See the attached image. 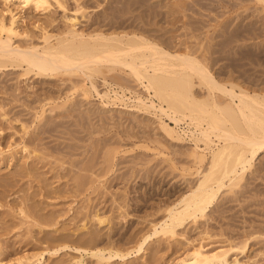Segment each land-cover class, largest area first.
Masks as SVG:
<instances>
[{
	"label": "rangeland",
	"instance_id": "rangeland-1",
	"mask_svg": "<svg viewBox=\"0 0 264 264\" xmlns=\"http://www.w3.org/2000/svg\"><path fill=\"white\" fill-rule=\"evenodd\" d=\"M12 13L22 45L41 44L44 30L59 34L77 17L87 33L136 32L168 49H191L219 80L264 92L257 0H59L43 11L0 0V19ZM74 78L0 68V260L41 253L43 264H175L196 248L243 246L231 260L264 264V152L241 186L224 189L174 236H153L142 253L102 263L85 254L134 250L195 187L197 166L188 139L171 140L151 115L85 98Z\"/></svg>",
	"mask_w": 264,
	"mask_h": 264
},
{
	"label": "bare ground",
	"instance_id": "bare-ground-1",
	"mask_svg": "<svg viewBox=\"0 0 264 264\" xmlns=\"http://www.w3.org/2000/svg\"><path fill=\"white\" fill-rule=\"evenodd\" d=\"M17 1L22 7L41 11L59 2ZM17 17L12 13L9 19H0V68L19 66L24 75L76 77L73 87L85 98L97 95L103 107L151 115L168 138L191 143L190 156L197 166L195 187L168 208L165 220L151 234L139 238L134 250H127V254L123 253L125 248L85 250L98 262L140 254L153 236H174L187 219L205 216L224 189L230 191L241 184L264 152V92L219 80L207 61L191 49H168L136 32L87 33L77 27V17L59 34L44 30L41 44L22 45L17 40L25 35L19 30ZM124 77L137 88L124 82ZM98 79H102L103 90ZM242 247L218 251L196 248L175 264H243L237 257L231 260L230 255L231 250ZM42 258L40 253L0 260V264H43ZM75 264L84 263L80 259Z\"/></svg>",
	"mask_w": 264,
	"mask_h": 264
}]
</instances>
